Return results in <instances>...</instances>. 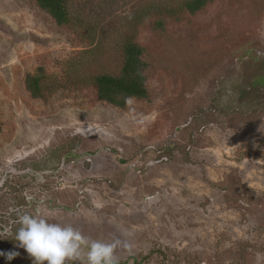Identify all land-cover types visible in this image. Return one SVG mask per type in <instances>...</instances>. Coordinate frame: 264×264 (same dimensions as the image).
Masks as SVG:
<instances>
[{
  "label": "rangeland",
  "instance_id": "374dc122",
  "mask_svg": "<svg viewBox=\"0 0 264 264\" xmlns=\"http://www.w3.org/2000/svg\"><path fill=\"white\" fill-rule=\"evenodd\" d=\"M187 1L0 0V264H264V0ZM129 40L122 109L92 79Z\"/></svg>",
  "mask_w": 264,
  "mask_h": 264
},
{
  "label": "trees",
  "instance_id": "16d2710c",
  "mask_svg": "<svg viewBox=\"0 0 264 264\" xmlns=\"http://www.w3.org/2000/svg\"><path fill=\"white\" fill-rule=\"evenodd\" d=\"M45 11L59 27L70 23V14L66 0H33ZM213 0H189L183 4V9L195 15L204 10ZM176 13H171L174 15ZM158 29L164 28V23H157ZM157 28V27H156ZM144 49L135 41H127L123 47V64L118 75L99 74L92 79L99 100L112 106L125 109L131 99H147L146 62L142 59ZM45 72L39 68L36 73L26 76V88L35 99L44 95ZM264 85V77L259 81Z\"/></svg>",
  "mask_w": 264,
  "mask_h": 264
}]
</instances>
